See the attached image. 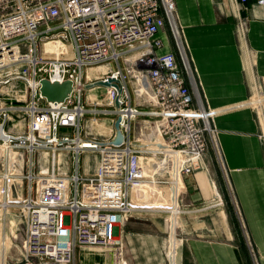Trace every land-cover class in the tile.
Instances as JSON below:
<instances>
[{
	"label": "built area",
	"instance_id": "1",
	"mask_svg": "<svg viewBox=\"0 0 264 264\" xmlns=\"http://www.w3.org/2000/svg\"><path fill=\"white\" fill-rule=\"evenodd\" d=\"M231 2L243 33L240 12L249 0ZM254 4L264 10V0ZM176 19L175 0H0L2 262L18 242L17 264H74L78 250L110 249L116 264H126L117 262L124 249L115 230L151 211L168 216L167 261L175 264L172 239L182 240L178 228L171 235L164 202L175 199L179 217L186 213L184 178L203 169L209 151L221 161L214 114L205 108ZM109 78L120 92L110 84L96 97L94 84ZM41 80L69 81L72 92L48 103ZM247 105L264 146L263 87L255 86ZM21 114L25 132L14 133ZM117 118L123 142L114 145ZM41 151L44 167L33 158ZM87 153L96 162L80 175L79 157Z\"/></svg>",
	"mask_w": 264,
	"mask_h": 264
},
{
	"label": "crops",
	"instance_id": "2",
	"mask_svg": "<svg viewBox=\"0 0 264 264\" xmlns=\"http://www.w3.org/2000/svg\"><path fill=\"white\" fill-rule=\"evenodd\" d=\"M175 4L205 108L214 114L211 125L221 159L216 161L209 151L203 169L184 178L186 213L169 217L171 235L178 228L182 239H172L177 246L182 243L175 260L252 264V253L258 264H264V146L261 125L247 105L255 86L264 88V10L249 0L240 12L241 20H246L242 33L231 0H175ZM219 164L223 170H218ZM214 204L215 208L197 211ZM143 216H134L115 230L124 258L127 264H165L163 221L156 215ZM99 258L76 252L74 264H97ZM109 261L104 258L102 264Z\"/></svg>",
	"mask_w": 264,
	"mask_h": 264
},
{
	"label": "rangeland",
	"instance_id": "3",
	"mask_svg": "<svg viewBox=\"0 0 264 264\" xmlns=\"http://www.w3.org/2000/svg\"><path fill=\"white\" fill-rule=\"evenodd\" d=\"M180 31V29H179ZM169 33H170V30H169ZM159 37H162L161 35H159ZM46 51L48 53H53L55 52V47H53L52 45H47L46 46ZM104 70H96L95 72H102ZM98 88H96V90L93 91V93H95V95H97L96 97H100L103 95L104 91H105V88L104 87H101V86H97ZM95 100H97V98H95ZM17 105H21V104H17ZM22 118H24L23 114H21L20 116V119L17 120L19 121V123L21 124L18 128H16L15 132L14 133H22V132H25V121H22ZM76 133V129H69V130H66V129H61L60 130V134L63 135V134H68V135H71V134H74ZM45 153L44 151H41L40 153L39 152H35L34 153V162L37 164L39 162H41V166L44 167L43 165H46V156H45ZM96 154L94 153H87V154H82L80 155L79 157V162H80V167H79V174L82 175L83 173V169L84 168H89L91 169L94 165V162L96 161ZM29 157V156H28ZM44 157V158H43ZM217 161V160H216ZM215 159H214V162L216 163ZM220 163V162H219ZM219 167V168H218ZM216 167L218 168V170L222 169L223 170V166L221 164H219V166ZM36 171H38V168L36 169ZM36 171L34 170V172L36 173ZM72 173H75V160L73 161L72 163ZM185 200V199H184ZM185 205V203H184ZM183 208V206H182ZM152 210V209H151ZM13 215V214H12ZM12 215H7V220H6V223H5V228H6V231L8 232L10 229L8 228L10 223L9 221L11 222H14L13 221V217ZM144 215V216H143ZM145 215H156V216H159L162 221H163V227H164V238H165V246H164V256L163 258L165 259V264H168V259H167V255H168V230H167V221L165 223V220L167 219V215H164V214H153L151 213V211H148V212H145L144 214H142L143 217H148V216H145ZM182 217V215L180 216V218ZM2 214H0V238H1V234H2V229H3V219H2ZM127 223V222H126ZM125 223V224H126ZM12 224V223H11ZM179 240H182L181 237L179 238ZM18 245V242L17 244L13 243V245L11 246V248L9 249V252L5 253L3 255V258L6 260L5 263L2 262L1 260V254H0V264H17L18 262H16V259L19 256V248H16L15 246ZM182 245V243L179 245V247ZM178 247V248H179ZM123 248V247H122ZM124 249V248H123ZM249 249V248H248ZM251 251V249H249ZM78 254L79 252H82V253H85V254H88V256L90 255H97L101 258V261H99V259H96V262L97 264H102V262L104 261V258L108 259V260H111L109 261L110 264H116V253L114 252V249L111 253L108 252V250H104L103 252H98V253H94V252H90V251H80L78 250L77 251ZM107 254V256H106ZM119 252L117 253V262L119 263L120 261H124L126 262L125 260V249L123 250V252L121 253L122 255L121 256H118ZM106 256V257H105ZM177 258V256H176ZM250 260H252V264H257L256 262V258L254 256H252V253H251V257H250ZM127 264V262H126ZM175 264H177L176 260H175Z\"/></svg>",
	"mask_w": 264,
	"mask_h": 264
},
{
	"label": "water",
	"instance_id": "4",
	"mask_svg": "<svg viewBox=\"0 0 264 264\" xmlns=\"http://www.w3.org/2000/svg\"><path fill=\"white\" fill-rule=\"evenodd\" d=\"M110 84H112L119 93L120 90L116 84V82L113 79H108L107 82H96L95 86H101V87H108ZM72 92V83L69 81H66L62 84L54 83L51 84L47 80H41L40 81V88L39 93L41 97L45 99L46 102L54 103V102H63L66 98L71 94ZM117 106V102H116ZM119 123L120 119L117 118V120L114 123V129H115V138L112 141L114 145H119L123 142V137L119 129Z\"/></svg>",
	"mask_w": 264,
	"mask_h": 264
},
{
	"label": "bare ground",
	"instance_id": "5",
	"mask_svg": "<svg viewBox=\"0 0 264 264\" xmlns=\"http://www.w3.org/2000/svg\"><path fill=\"white\" fill-rule=\"evenodd\" d=\"M177 39H179L178 36H177ZM96 70H104V69H96ZM164 204L167 205L168 208L171 209V210H167L171 212L170 217H177L180 215L181 209L176 205V203L172 202L171 200H165ZM153 207H155V205H153Z\"/></svg>",
	"mask_w": 264,
	"mask_h": 264
}]
</instances>
